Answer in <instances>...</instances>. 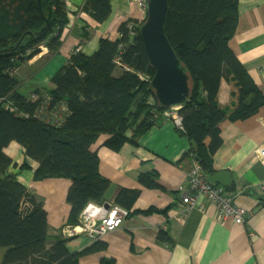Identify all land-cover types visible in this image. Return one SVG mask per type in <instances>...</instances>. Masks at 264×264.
Returning <instances> with one entry per match:
<instances>
[{
    "label": "trees",
    "instance_id": "1",
    "mask_svg": "<svg viewBox=\"0 0 264 264\" xmlns=\"http://www.w3.org/2000/svg\"><path fill=\"white\" fill-rule=\"evenodd\" d=\"M238 5L239 0H169L166 33L190 73L191 95L178 109L183 124L179 130L192 144L188 155L208 174L214 172L212 156L223 141L220 123L246 119L264 105L263 93L230 47ZM81 10L103 23L112 12L111 0H85ZM68 23L67 0H0V264H79L81 256L97 248L71 252L65 239L51 235L44 198L12 171L17 165L6 150L11 143L21 145L25 155L38 162L34 180L71 181V213L64 228L80 226L86 206L106 205L110 196L112 183L100 173L95 143L108 135L103 145L114 151L128 141L136 144L170 110L159 104L150 85L155 71L138 19L123 22L115 39L102 36L91 55L75 48L51 85L20 92V68L43 48L57 52ZM224 79L235 80L240 89L233 111L217 102ZM61 103L69 113L57 125L52 117L61 112ZM29 168L24 161L20 171ZM139 180L149 187L158 185L152 175ZM139 193L122 188L115 201L128 210ZM159 239L170 240L164 231ZM113 263L110 259L103 264Z\"/></svg>",
    "mask_w": 264,
    "mask_h": 264
},
{
    "label": "crops",
    "instance_id": "2",
    "mask_svg": "<svg viewBox=\"0 0 264 264\" xmlns=\"http://www.w3.org/2000/svg\"><path fill=\"white\" fill-rule=\"evenodd\" d=\"M84 2L67 0L69 23L58 51L49 53L47 59L35 56L20 68L19 79L31 82L30 93L35 85H51V78L68 62L75 48L91 55L102 36L115 39L123 22L141 21L143 17L137 1L111 0L108 20L98 23L81 10ZM238 15L230 47L264 95V0H239ZM239 98L236 81L222 80L219 107L233 111ZM220 129L223 141L212 156L214 172L210 175L222 170L230 173L232 182L220 185L249 211L245 223L220 218L215 204L202 197L193 207L183 203L180 187L194 160L188 155L192 144L168 116H163L136 144L128 141L119 151L103 145L108 135L95 143L100 173L112 183L108 205L117 204L122 188L140 190L122 225L95 241L86 233L64 232L71 213L67 201L71 181L34 180L38 162L29 159L16 142L6 150L17 165L12 171L19 174V180L44 198L51 235L65 239L71 252L97 247L81 256L79 264H103L110 259H114L113 264H264V157L259 152L264 147V105L246 119L223 120ZM24 161L30 168L20 171ZM144 174L152 175L158 185L149 187L140 182ZM161 231L167 232L170 240L161 241ZM3 254L1 250L0 261Z\"/></svg>",
    "mask_w": 264,
    "mask_h": 264
},
{
    "label": "built area",
    "instance_id": "3",
    "mask_svg": "<svg viewBox=\"0 0 264 264\" xmlns=\"http://www.w3.org/2000/svg\"><path fill=\"white\" fill-rule=\"evenodd\" d=\"M138 2L139 11L142 13V21L147 16V0H135ZM44 50L37 56L44 55ZM119 64L120 62L117 61ZM38 96L33 95V99ZM60 113H55L52 117V122L60 125L65 117L68 115L69 110L63 103L60 104ZM169 119L173 121L175 126L183 129L182 117L178 113L177 108H170L167 113ZM260 154L264 157V147L260 148ZM194 159L190 170L181 185L180 191L184 192L183 203L188 207H193L197 204L198 198L202 197L204 201H209L218 209V216L222 219H231L234 223H245L249 211L235 202V197L229 194L226 188L220 184L213 182L210 174L207 173L201 164L191 155ZM129 214V211L118 205H96L89 203L83 211V224L80 226H68L64 229L67 235H76L78 233H86L88 237L95 241L104 237L108 232L119 228L124 219Z\"/></svg>",
    "mask_w": 264,
    "mask_h": 264
},
{
    "label": "water",
    "instance_id": "4",
    "mask_svg": "<svg viewBox=\"0 0 264 264\" xmlns=\"http://www.w3.org/2000/svg\"><path fill=\"white\" fill-rule=\"evenodd\" d=\"M168 9L169 0H147V16L140 24L139 32L149 63L155 71L150 79L155 98L163 107L180 109L190 100V73L166 33ZM210 178L224 186L232 182L230 173L225 170L213 173Z\"/></svg>",
    "mask_w": 264,
    "mask_h": 264
},
{
    "label": "rangeland",
    "instance_id": "5",
    "mask_svg": "<svg viewBox=\"0 0 264 264\" xmlns=\"http://www.w3.org/2000/svg\"><path fill=\"white\" fill-rule=\"evenodd\" d=\"M44 52H45L44 55H42V56H40V57H41V58H42V57H43V58L45 57L44 59H47L48 56H49L48 54H49L50 52H46L45 50H44ZM19 76H20V75H19V73H18V76H17L18 79H19ZM20 82L23 83V84H21V86H20V88H19V91L22 92V93H24V94H27L28 92H30V86H31L30 83H31V82H30V83L27 82V81L24 82L23 80H20Z\"/></svg>",
    "mask_w": 264,
    "mask_h": 264
},
{
    "label": "clouds",
    "instance_id": "6",
    "mask_svg": "<svg viewBox=\"0 0 264 264\" xmlns=\"http://www.w3.org/2000/svg\"><path fill=\"white\" fill-rule=\"evenodd\" d=\"M210 177H211V175H210ZM214 182V181H213ZM218 184V183H217Z\"/></svg>",
    "mask_w": 264,
    "mask_h": 264
}]
</instances>
